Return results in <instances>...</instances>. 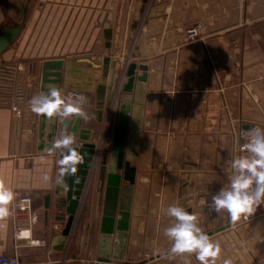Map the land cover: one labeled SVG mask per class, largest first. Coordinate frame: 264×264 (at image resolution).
<instances>
[{"label": "crops", "instance_id": "1", "mask_svg": "<svg viewBox=\"0 0 264 264\" xmlns=\"http://www.w3.org/2000/svg\"><path fill=\"white\" fill-rule=\"evenodd\" d=\"M9 4L0 0V36L17 25ZM194 25L201 31L191 39ZM59 60L99 66L96 88L104 81L107 89L101 105L95 94L81 93L89 119H80V130L98 134L92 143L104 139L108 163L124 102L131 106L130 131L139 135L133 185L122 181L115 204L117 212L129 213V230L119 250L120 215L109 224V263L100 259L104 218L113 209L108 174L95 173L65 241L69 217L58 207L66 189L65 182L56 183L59 153L44 150L41 116L30 110L29 101L41 92L44 62ZM132 64L137 77H147L139 119L133 118L136 85L130 94L119 92L127 81L121 73ZM79 65L64 77L63 94L75 92L68 86L81 77L89 79V65ZM247 127L264 128V0H29L18 39L0 57V181L14 195L32 197L35 222L17 219L13 200L11 214L0 220V256H17L21 264H199L194 254H172L163 234L173 223L166 209L179 204L197 214L204 232L214 229L217 264L228 256L233 264H264V214L240 225L209 207L211 196L230 183L237 134ZM19 227L29 238H17Z\"/></svg>", "mask_w": 264, "mask_h": 264}, {"label": "water", "instance_id": "2", "mask_svg": "<svg viewBox=\"0 0 264 264\" xmlns=\"http://www.w3.org/2000/svg\"><path fill=\"white\" fill-rule=\"evenodd\" d=\"M29 0H10V14L14 21L17 23L15 27L8 28L0 36V57L5 53L18 39L23 24L26 19V12L28 8ZM79 64H88L90 67V77L86 81L82 79L77 80L68 88L75 92L84 93L88 96L96 95L97 101L101 105L102 97L107 89V85L104 81L99 84L96 88V80L94 79V71L99 68L97 64H90L88 62H82L80 60H72L65 62L63 60L59 61H46L42 66V81H41V91H46L48 88L57 87L62 89L64 85V77H71L74 75ZM110 60L106 59L103 63L104 78H107L110 72ZM137 65H130L121 74L126 76L127 81L123 83L119 88V92L122 94H130L134 91L136 85L135 94V109L133 118L139 119L141 115V110L144 105L145 93L143 92V83L146 81V75L142 77H137ZM115 80V71L112 75V84ZM118 92V93H119ZM118 94H116V97ZM115 97V98H116ZM90 100V99H88ZM128 101V100H127ZM131 106L129 103L124 102L119 110L118 120L114 125L112 149L110 154V161L108 163V155L101 153L103 148L102 140L101 144L92 143V137L98 136L97 133H93L89 129H82L77 131L76 128H71V121H66L64 124L61 123V129L65 130V124L70 133L74 134L76 140L77 150L84 154V163L79 165L77 168V173L75 177L66 176L65 185L66 189L60 197L63 199L58 207L65 208L68 214V223L66 229L63 232V237L67 241L70 236L72 226L75 222L79 208L81 207L82 201L84 202L87 196V191L89 189L92 178L94 177L97 170H100V177L104 178L106 173L108 174V188L107 192L111 196V203L113 209L104 218V229L101 236V252L100 259L103 263H109L111 258V247L113 244V230L109 229V224H115L117 214L120 215L121 219L118 221L117 232L118 240L116 244L122 248L125 247L126 233L129 230V213L126 211L117 212L116 195L119 193V188L121 187L122 181H126L130 184L129 189L133 185V174L134 168L131 167V163L135 161V154L138 147L139 135L130 131L129 121H130ZM41 127V138L45 143L46 147L50 146L51 141L54 137L58 136L59 133V121L57 119H46L41 116L40 118ZM252 127H247V131ZM134 129V127L132 128ZM44 149V150H45ZM59 153V152H58ZM60 158V153H59ZM123 172V176L119 174ZM78 179V183L75 182ZM59 194V193H58ZM59 196V195H58ZM46 206L49 208V199H47ZM187 211L192 213L191 210ZM225 228L217 229L215 233H220L224 231ZM209 237L213 236V232L207 233ZM64 242V241H63ZM116 259H120L116 257Z\"/></svg>", "mask_w": 264, "mask_h": 264}, {"label": "clouds", "instance_id": "3", "mask_svg": "<svg viewBox=\"0 0 264 264\" xmlns=\"http://www.w3.org/2000/svg\"><path fill=\"white\" fill-rule=\"evenodd\" d=\"M85 103L83 96H65L62 89L57 87L41 91L29 101L30 110L34 114L49 120L57 119L62 124L71 121L74 116L87 121L89 115L84 110ZM45 151L50 156L60 153L56 161V183L60 185L64 184L66 176L75 177L78 166L84 163V154L77 150L74 134L67 131L66 124L65 130L53 138ZM242 151L246 154L234 156L231 160L230 183L212 195L209 202L211 211L227 212L232 223L253 216L264 205V128L252 127L247 130ZM75 182L78 183V179ZM13 200L14 192L0 181V220L11 214L9 205ZM166 214L173 218V223L163 232L171 242L172 254H194L199 264H217L221 255L220 244L202 230L197 214L190 213L179 204L170 205ZM23 235L28 236L29 233L25 231ZM185 264H191V261L186 260ZM223 264H232V261L226 259Z\"/></svg>", "mask_w": 264, "mask_h": 264}, {"label": "built area", "instance_id": "4", "mask_svg": "<svg viewBox=\"0 0 264 264\" xmlns=\"http://www.w3.org/2000/svg\"><path fill=\"white\" fill-rule=\"evenodd\" d=\"M201 31V26L200 25H194L193 27H191L188 31V36L193 39L196 36H198V34ZM65 96L71 95V96H83L85 98V96L81 93L78 92H67L64 94ZM85 107V104H84ZM80 118L77 117H72L71 119V128H76L77 131L80 130ZM246 133L247 131H239L237 136L238 139L240 141V145L238 148V152L239 155H244L246 153H244L242 151V145L245 142V137H246ZM14 200H15V205H14V209H15V214L17 219H24V218H30L29 222H33V215H32V197L30 195H22V194H15L14 195ZM208 207V205H206ZM264 214V205H261L257 211L255 212V214L253 216H250L247 219L241 218L240 221H238V223L240 225H245V224H249L257 219H259L262 215ZM26 230H23L21 227L17 228L16 230V236L19 239L22 238H29L28 236H24L23 233ZM34 242V241H33ZM32 242V243H33ZM34 245L37 243H33ZM39 244V243H38ZM0 264H21V261L19 259V257L14 256V257H7V256H0Z\"/></svg>", "mask_w": 264, "mask_h": 264}, {"label": "rangeland", "instance_id": "5", "mask_svg": "<svg viewBox=\"0 0 264 264\" xmlns=\"http://www.w3.org/2000/svg\"><path fill=\"white\" fill-rule=\"evenodd\" d=\"M6 4V3H5ZM7 7H10V4L9 5H7ZM207 231H205L206 233H209V232H214V229H206ZM228 233H230V232H228ZM228 246H231V247H233L234 245H235V240L233 239V240H227V243H226ZM233 250V249H232ZM228 260H231V261H234V260H232V258H231V256H228ZM232 264H233V262H232Z\"/></svg>", "mask_w": 264, "mask_h": 264}]
</instances>
